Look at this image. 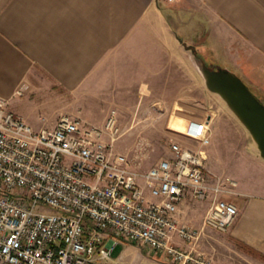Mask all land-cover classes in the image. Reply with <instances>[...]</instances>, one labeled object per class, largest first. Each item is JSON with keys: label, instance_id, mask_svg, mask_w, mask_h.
<instances>
[{"label": "crops", "instance_id": "1", "mask_svg": "<svg viewBox=\"0 0 264 264\" xmlns=\"http://www.w3.org/2000/svg\"><path fill=\"white\" fill-rule=\"evenodd\" d=\"M194 57L264 92V0H0V97L36 129L61 115L100 124L110 107L192 96ZM254 159L264 172V158ZM237 186L224 241L264 254V182ZM193 211L186 204L179 215Z\"/></svg>", "mask_w": 264, "mask_h": 264}, {"label": "built area", "instance_id": "2", "mask_svg": "<svg viewBox=\"0 0 264 264\" xmlns=\"http://www.w3.org/2000/svg\"><path fill=\"white\" fill-rule=\"evenodd\" d=\"M121 133L115 108L100 124L61 115L36 129L0 97V264H101L121 242L213 264L194 242L205 227L225 230L238 208L225 196L237 182L204 165L209 120L183 132L198 149L171 142V156L145 171L114 151ZM185 199L209 201L200 226L181 219Z\"/></svg>", "mask_w": 264, "mask_h": 264}, {"label": "rangeland", "instance_id": "3", "mask_svg": "<svg viewBox=\"0 0 264 264\" xmlns=\"http://www.w3.org/2000/svg\"><path fill=\"white\" fill-rule=\"evenodd\" d=\"M208 67L203 66L199 59L193 58L192 96L177 97L175 101L173 99L171 105H168L169 103L163 98H149L147 106H142L139 100V103L132 107H110L108 111L111 108L116 109L122 128V133L114 142L113 149L127 155L137 170L145 171L160 159L171 156V142H178L193 150L198 149V142L183 132L191 122L207 118L212 136L210 142L201 147L206 155L204 165L207 170L216 176H230L244 188L260 190L257 185L264 182V172L259 169L254 157L264 158V146L258 135L235 110L230 98L226 93L221 92L218 82L224 79L234 82L235 88L242 89L261 110H264V92L226 68L215 64ZM172 121H180L182 131L174 129ZM237 187L236 185L235 191L226 193L225 196L228 200H230L229 197L235 198L234 202L239 208L237 199L240 191ZM186 204L191 205L194 211L183 217L196 225L209 201L185 199L179 204V209ZM210 230L207 238L214 248L209 250L200 242L203 231L194 242L193 252L197 253L200 260L213 264H264V258L257 252L244 246L239 248L238 244L231 239L224 241V230L211 228ZM182 249L187 250L184 244ZM211 256L214 261H211ZM100 263L181 264L175 262L169 254L130 242L118 243L110 258Z\"/></svg>", "mask_w": 264, "mask_h": 264}, {"label": "water", "instance_id": "4", "mask_svg": "<svg viewBox=\"0 0 264 264\" xmlns=\"http://www.w3.org/2000/svg\"><path fill=\"white\" fill-rule=\"evenodd\" d=\"M224 81L225 79L220 80L218 85L227 93L235 110L238 111L250 128L258 135L264 146V110L259 109L242 89L235 88L234 82Z\"/></svg>", "mask_w": 264, "mask_h": 264}, {"label": "bare ground", "instance_id": "5", "mask_svg": "<svg viewBox=\"0 0 264 264\" xmlns=\"http://www.w3.org/2000/svg\"><path fill=\"white\" fill-rule=\"evenodd\" d=\"M202 71L204 72V69L202 68ZM205 73V72H204ZM222 93H226L224 90H222L221 91ZM226 95H227V93H226ZM228 96V95H227ZM196 114V113H195ZM206 114V113H205ZM199 115H200V113H199ZM200 117V116H199ZM243 118V117H242ZM176 119V118H175ZM201 119V118H200ZM243 120H244V118H243ZM245 121V120H244ZM171 122V121H170ZM173 122V121H172ZM169 125H171V124H169ZM172 127L174 128V129H176V130H180V131H182V129H183V127H182V123H180V121H175V122H173V125H172ZM188 127V126H187ZM187 127H185V130H187Z\"/></svg>", "mask_w": 264, "mask_h": 264}, {"label": "trees", "instance_id": "6", "mask_svg": "<svg viewBox=\"0 0 264 264\" xmlns=\"http://www.w3.org/2000/svg\"><path fill=\"white\" fill-rule=\"evenodd\" d=\"M247 248L250 249V250H252V251L257 252L256 250H254V249H252V248H250V247H247ZM257 253L260 254L262 258H264V254H262V253H260V252H257Z\"/></svg>", "mask_w": 264, "mask_h": 264}]
</instances>
